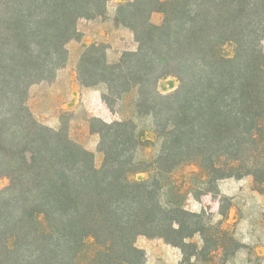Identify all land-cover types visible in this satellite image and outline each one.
I'll return each mask as SVG.
<instances>
[{"label":"trees","instance_id":"obj_1","mask_svg":"<svg viewBox=\"0 0 264 264\" xmlns=\"http://www.w3.org/2000/svg\"><path fill=\"white\" fill-rule=\"evenodd\" d=\"M109 1L0 0V177L10 182L0 191V264H146L139 236L182 249L180 264H233L243 244L226 226L223 203L218 221L187 210V194L171 175L194 165L204 194L245 177L264 192V0L118 6L114 22L133 33L137 48L111 61L106 44L91 45L79 81L106 86L116 104L136 92L134 116L152 118L160 147L154 160H136L150 144L144 131L133 121L92 120L104 155L98 169L67 129L40 123L28 100L33 86L66 66L80 21L105 17ZM225 44L235 56L218 59ZM167 77L180 86L163 95L158 83ZM102 99L112 109L113 100ZM136 173L149 178L132 180ZM195 235L201 244L188 242Z\"/></svg>","mask_w":264,"mask_h":264},{"label":"rangeland","instance_id":"obj_2","mask_svg":"<svg viewBox=\"0 0 264 264\" xmlns=\"http://www.w3.org/2000/svg\"><path fill=\"white\" fill-rule=\"evenodd\" d=\"M110 4H113V2L111 1ZM163 17L164 13L162 12L161 7H159L154 12L152 21L154 24L159 25L162 23ZM80 24L85 25L88 23L80 21ZM118 36L119 40L124 43L121 42L123 44H118L115 40L114 44L115 49H118L121 54L127 50L134 51L137 48V44L134 38L132 39V36L129 37L125 33ZM75 40L72 41L73 46L70 48V52L72 51L73 55L77 52L76 47L78 45V42ZM125 44L127 49L122 48ZM262 44L264 48V40ZM121 48L123 50H121ZM84 51L85 49H83V52ZM215 53L218 59L233 58L235 56V47L233 44L221 45L216 48ZM42 83L45 84L39 83L35 85L34 92L32 91L35 95L32 99L37 98L39 103V95L43 91V86L48 82ZM179 86L180 82L176 77H167L159 81L158 91L163 95H168L174 93ZM103 95L109 100H113L112 109L105 103V101L100 103L99 99V105L98 107H95V96L92 92L89 94V102L84 103L86 108H83L76 114L67 111L61 112L59 115L57 114L59 119L58 124L53 127L49 126L44 120H41V117H39L38 114L32 110L31 111L34 117L45 126L55 129H67L74 141L94 154L95 166L98 169L102 166L104 155L99 151L100 135L94 132V130L98 128H93V125L91 124V121L95 119H105L108 121H106L107 123L125 120L133 121L138 126L139 131L145 132L143 139H148L150 141V144L138 148L135 155L136 160H154L158 154L160 143L155 134L152 118H137L134 116L131 102L135 100L136 92L124 95L119 104H116L115 99L112 97L111 93L109 94L106 86L104 87L102 96ZM87 104L92 105V107L94 106L95 110L91 111ZM34 105H37L35 100ZM38 105L36 107L37 110H41ZM117 111L122 112V118L115 113ZM43 114L48 117L45 112H43ZM171 176L176 184L182 187V193L187 194L184 202L187 210L194 213H201L202 211L210 212L216 216L215 221H218L222 219L220 215V205L223 203L224 210L229 214L226 226L235 233L236 238L243 244L240 251L231 258L233 264H264V192L260 193L254 189V181L252 177L221 180L217 186H213L214 190L212 193L208 192L207 194H204L200 192L198 188L204 179L201 176L198 167L194 165L183 166L176 169ZM148 178V173H136L131 175V179L135 181H143ZM9 184V179L6 177H0V191L6 189ZM190 187L197 189L198 193H188ZM92 242V240L87 242L88 250L91 253L96 250V247ZM188 242L201 244L200 235H195L192 239L188 240ZM136 246L144 251L146 255V264H180L184 257L182 249L173 247L167 244L163 239L159 238L139 236L136 239Z\"/></svg>","mask_w":264,"mask_h":264},{"label":"crops","instance_id":"obj_3","mask_svg":"<svg viewBox=\"0 0 264 264\" xmlns=\"http://www.w3.org/2000/svg\"><path fill=\"white\" fill-rule=\"evenodd\" d=\"M111 1L113 4H110ZM127 1L129 0H110L107 5V15L105 17L94 20H82L88 23L85 25L79 23L81 37L79 40H75L78 42L76 47L77 52L74 55L72 51L70 52V48L73 46L71 41L68 45L69 56L67 64L57 72L56 78L52 82L46 83V85L43 86V91L39 95L40 103L37 98L32 99V97L35 96L33 93L34 86L31 88L29 106L31 110L38 114L41 120L47 122L49 126L53 127L58 124L59 119L57 114L59 115L61 112L67 111L76 114L83 108H86L84 103L89 102V94L92 92L95 96V107H98L99 102L103 103L102 94L104 92V87H84L79 81L77 65L83 49L93 44L103 43L108 45V55L111 61H116L120 57L121 52L115 49L114 43L115 40L118 44H123L124 42L119 40L118 35L125 33L129 37L132 36V39L134 38L133 33L130 32L128 28L116 26L114 22L118 6ZM126 47L125 44L122 48L127 49ZM122 48L121 50H123ZM34 100L48 117H46L41 110H37V105H34ZM88 107L91 111L95 110V107H92V105H88ZM115 113L122 118V112L117 111Z\"/></svg>","mask_w":264,"mask_h":264}]
</instances>
